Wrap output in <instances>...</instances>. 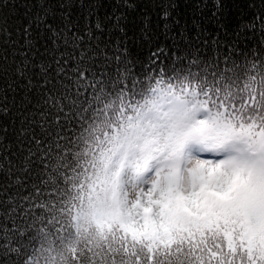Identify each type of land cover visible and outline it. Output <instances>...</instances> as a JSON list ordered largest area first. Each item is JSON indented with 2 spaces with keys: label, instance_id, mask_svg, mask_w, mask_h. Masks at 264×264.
Segmentation results:
<instances>
[{
  "label": "snow or ice",
  "instance_id": "6c2138e0",
  "mask_svg": "<svg viewBox=\"0 0 264 264\" xmlns=\"http://www.w3.org/2000/svg\"><path fill=\"white\" fill-rule=\"evenodd\" d=\"M0 264H264V0H0Z\"/></svg>",
  "mask_w": 264,
  "mask_h": 264
},
{
  "label": "trees",
  "instance_id": "16d2710c",
  "mask_svg": "<svg viewBox=\"0 0 264 264\" xmlns=\"http://www.w3.org/2000/svg\"><path fill=\"white\" fill-rule=\"evenodd\" d=\"M233 2V0H229V3H232Z\"/></svg>",
  "mask_w": 264,
  "mask_h": 264
}]
</instances>
